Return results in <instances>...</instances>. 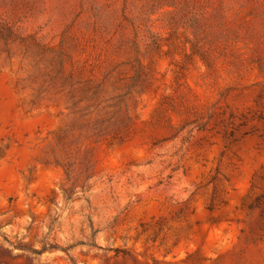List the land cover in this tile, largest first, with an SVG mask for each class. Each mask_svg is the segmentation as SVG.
<instances>
[{"label":"rangeland","instance_id":"1","mask_svg":"<svg viewBox=\"0 0 264 264\" xmlns=\"http://www.w3.org/2000/svg\"><path fill=\"white\" fill-rule=\"evenodd\" d=\"M0 264H264V0H0Z\"/></svg>","mask_w":264,"mask_h":264}]
</instances>
